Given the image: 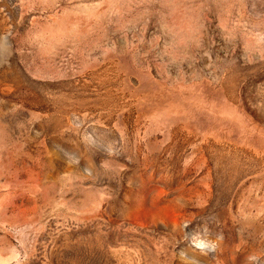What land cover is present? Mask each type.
Segmentation results:
<instances>
[{"label": "rangeland", "instance_id": "374dc122", "mask_svg": "<svg viewBox=\"0 0 264 264\" xmlns=\"http://www.w3.org/2000/svg\"><path fill=\"white\" fill-rule=\"evenodd\" d=\"M0 264H264V0H0Z\"/></svg>", "mask_w": 264, "mask_h": 264}, {"label": "clouds", "instance_id": "9594fccd", "mask_svg": "<svg viewBox=\"0 0 264 264\" xmlns=\"http://www.w3.org/2000/svg\"><path fill=\"white\" fill-rule=\"evenodd\" d=\"M196 247L200 248V249H203V248L206 247V245H205V243L203 241L197 240L196 241ZM250 259H253V258H250Z\"/></svg>", "mask_w": 264, "mask_h": 264}]
</instances>
